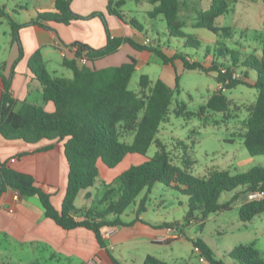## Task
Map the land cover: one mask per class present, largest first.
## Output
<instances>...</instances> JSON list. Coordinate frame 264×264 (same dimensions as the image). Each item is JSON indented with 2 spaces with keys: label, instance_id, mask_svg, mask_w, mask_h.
Masks as SVG:
<instances>
[{
  "label": "trees",
  "instance_id": "1",
  "mask_svg": "<svg viewBox=\"0 0 264 264\" xmlns=\"http://www.w3.org/2000/svg\"><path fill=\"white\" fill-rule=\"evenodd\" d=\"M71 0H56L52 11L38 13L22 23L14 21L10 15L4 12L0 5V16L5 17L12 29V40L17 45L18 56L11 64L9 74L4 73L5 63L0 65V79L3 91L0 97V136L6 140H23L27 143H48L38 148V151L51 149L56 141L62 142L64 156L66 158L68 172L66 187L57 210L51 203V192L38 184L31 174L17 171L5 163L0 162V196L8 189L17 191L22 196L36 195L45 215L63 229L85 227L91 230L100 245H103V230L110 226L124 225L121 215L126 208L135 203L136 197L144 191L140 197L134 214L136 217L146 211L148 194L155 183H162L181 195L187 197L188 210L184 219L196 217L194 211L199 209L201 218L210 213L230 210L232 203L240 194L251 191L264 190V166H253L241 173H230L224 169H208L203 175L192 173V160L186 153V145L183 141L177 142V154L172 155L164 143L156 137L160 124L166 120L169 105L172 101L174 89L161 79H157L149 85L147 75L139 77V90L128 87L129 81L136 67V60H129L118 65L95 69L89 65L80 66L77 59L83 53L89 62L114 53L121 43L127 42L135 49H145L153 52L164 64L179 59L183 68L187 70H199L207 74H213L215 82L220 88L213 92L205 104L200 105L197 112L186 109L184 102L177 103L176 114L190 118L194 114L203 115L206 110L225 112L230 103L222 89H230L239 84L254 87L257 91L255 102L245 121L246 132L243 143L249 155L264 154V27L261 35L259 55H248L239 62L237 51L228 48H218V54L223 58L220 62L213 55L209 65L202 61L191 60L183 52H174L167 55L158 48L159 45L138 44L129 37L111 36L103 12L96 11L82 16L70 9ZM237 1V0H231ZM264 4V0H261ZM153 8L148 12L149 16L162 14L167 35L170 38L181 39L185 46L198 48L200 40L191 34L184 32L186 22L180 16L181 6L185 3L181 0H150ZM123 0H109L107 12L123 19L119 7ZM229 9L227 0H212L206 10H197L195 22L192 27L205 28L218 36L229 37L227 28H219L213 25L214 19ZM98 16L105 28L106 43L100 48L75 42L77 46L75 55L71 59L64 58L62 64L71 70L72 77L56 76L46 69L41 53L37 50L28 58V69L39 81L44 101L54 104L53 111H47L42 105L22 102L15 109L16 100L12 97L10 87L15 64L23 56V47L19 38V30L29 25L46 27V22L54 21L68 24L73 19H87ZM130 23L137 28L136 22ZM207 50L206 52H208ZM226 53L230 55L228 60ZM240 64L245 71L244 79L236 76L235 68ZM249 71L255 75L251 83ZM179 76H175L177 87ZM126 133H132L131 143L121 141L120 137ZM154 143L156 150L152 156L147 157L149 146ZM137 153L146 156L145 160L138 164H131L113 178L110 183L102 181V196L97 206L77 208L74 204L78 193L94 185L100 175L98 162L107 168H114L128 154ZM242 187L230 199L221 202L223 192L232 191ZM259 213H264V197L258 200L243 202L238 210L241 221H250ZM112 216L113 218H110ZM178 226V222H164L162 227ZM174 239H168L170 243ZM198 246L201 255L210 264H221L215 258L214 252L201 238L189 239ZM236 264H264V259L254 248L253 244H239L226 252ZM114 264H120L115 258ZM0 264H4L0 262ZM142 264H169L153 255H147Z\"/></svg>",
  "mask_w": 264,
  "mask_h": 264
},
{
  "label": "crops",
  "instance_id": "2",
  "mask_svg": "<svg viewBox=\"0 0 264 264\" xmlns=\"http://www.w3.org/2000/svg\"><path fill=\"white\" fill-rule=\"evenodd\" d=\"M108 1L71 0L70 9L82 16L96 11L103 12L111 36L129 37L138 44H145L144 41L147 39V44L159 45L158 48H161L158 43L160 41L148 36V33L151 31L158 36L162 34L168 37L166 22L162 14L153 17L148 15L153 8L150 0H123V4L119 7L123 19L107 12ZM55 2L56 0H0V5L14 21L22 23L38 13L54 10ZM140 15L143 18L141 22L137 19ZM130 20L136 22L141 28L134 27ZM45 24L46 27L29 25L19 30L23 56L14 66L10 87L11 95L16 100L15 109H18L24 101L42 105L47 111L54 110V104L51 101L43 100L41 85L28 69V58L33 52L38 50L41 53L48 72L68 74L69 77L65 78H71L72 72L63 70L68 68L62 64V61L64 58L74 57V43L81 42L92 48H100L106 43L104 24L98 16L73 19L68 24L54 21ZM161 49L169 56L174 53L171 51L172 54H170V51H166L163 47ZM17 56L18 49L12 40L11 26L5 17L0 16V65L5 63L6 75L9 74L11 64ZM129 57L135 58V71L141 70L140 75H147L149 85L157 79L164 81L161 75L152 80L145 72L146 66L156 63L157 56L145 49H135L127 42L121 43L114 53L89 62L87 65L95 69L118 66L128 61ZM181 64L183 67L182 62ZM170 68H172L170 63H162V72H166V69L170 71ZM138 90L139 87L135 91ZM2 91L3 84L0 79V97ZM47 143L43 140L32 144L19 139L6 140L0 136V162L17 171L31 174L38 184L52 193L51 203L59 210L66 187L68 167L62 142L56 141L51 149L38 151V148ZM13 158L15 160L11 161ZM100 163L98 162V166ZM113 178L111 176L109 181H104L110 183ZM86 190H81L75 200L79 196L84 198L90 196ZM57 193L58 197L55 198ZM240 196L241 194L236 199L239 200L238 209L243 202L247 201L246 197L240 200ZM185 204L188 206L187 200ZM88 207L90 206L83 202L82 206L77 208ZM148 213L145 211L136 217L133 212L121 218L124 225L105 228L102 233L104 244L100 245L91 230L85 227L63 229L47 217L36 195L22 196L17 191L8 189L0 196V262L4 264H114L112 259L115 258L120 264H142L147 255H152L151 248L164 241L166 232L162 223L170 222L162 218L147 217ZM263 215L264 213H259L250 221L258 219L257 221L264 223ZM110 218L113 217L110 216ZM193 233V226L183 228L185 236L192 238Z\"/></svg>",
  "mask_w": 264,
  "mask_h": 264
},
{
  "label": "rangeland",
  "instance_id": "3",
  "mask_svg": "<svg viewBox=\"0 0 264 264\" xmlns=\"http://www.w3.org/2000/svg\"><path fill=\"white\" fill-rule=\"evenodd\" d=\"M181 1L185 3L180 9V16L186 22V27L183 30L200 40V45L198 48L185 46L181 39L170 38L162 34L158 36L149 31L148 36L156 39V41L159 40L158 43H160L161 48L170 51V54H172L171 51L183 52L189 58L202 61L206 65H209L213 60V55H215L216 60L223 61V58L218 54V48L237 51L240 58L239 62L248 55H259L264 27V4L261 0H237L234 2L227 0L228 11L216 17L213 25L219 28H227V32L230 33L229 37L225 35L220 37L205 28L192 27L195 22L196 11L208 9L212 0ZM144 4L151 6L147 3ZM145 18L148 19L146 15ZM137 19L140 22L143 21L141 15ZM207 50L209 51L206 52ZM225 57L230 59L228 53ZM161 67L162 62L157 57L155 64L150 63L148 67H145V72L152 80L161 75L163 80L174 89L167 118L160 124L156 134L166 149L171 150L173 156L177 154V142L183 141L186 145L187 155L194 160L191 169L194 175H203L212 168L229 170L230 173L235 174L244 172L253 166H264V154L249 155L243 143V136L246 132L245 121L255 102L257 93L254 87L239 84L230 89H222L230 103L225 112L206 110L203 115L194 114L187 118L176 114L177 103L184 102L187 110L197 112L200 105L204 104L210 95L220 88V85L215 82L213 74L183 69L180 60L173 61L170 71L165 70L169 75L162 72ZM63 70L71 72L66 68ZM244 71L245 69L240 64L235 68V73L238 74L239 79H244ZM55 73L56 76L69 77L68 74ZM141 73V70L133 72L128 84L130 89H138ZM176 74L179 76L177 87H175ZM249 76L248 81L252 83L255 75L249 71ZM132 139V133H126L120 137L121 141L127 143H131ZM156 149L155 144L152 143L146 156H152ZM146 156L133 153L114 168H107L103 163H100L101 177L86 190L90 196L86 198L79 196L75 200V205L81 207L83 202H86L87 206H97L102 209L104 206L99 203L103 191L102 180L109 181L111 176H117L131 164L141 163ZM241 189L242 187H238L235 190L223 192L220 201L228 200L236 191ZM143 194L144 191L136 197L135 203L126 208L121 218L135 212L137 203ZM56 197H58V193L55 195ZM243 197L245 198L246 194H241L239 199L242 200ZM186 200V196L164 186L162 183H155L152 187L146 203V211L149 212L147 217L178 222V226H173L172 230L165 234L162 243L151 248L153 256L169 264H184L186 262L204 264L199 261V256L193 251V244L189 240L200 236L210 246L215 258L221 261V264H236L226 255V252L239 244H253L264 259V223L257 221L258 219L256 221H241L237 208L239 200L233 202L234 206L230 210L210 213L204 218H201L200 210L196 209L194 211L196 217L185 220L184 216L188 210V206L185 204ZM185 226H193L192 238L183 234ZM164 230L166 232L165 228ZM173 234L176 237L173 238ZM187 235H189L188 232ZM168 239L177 240L171 241L172 243H165Z\"/></svg>",
  "mask_w": 264,
  "mask_h": 264
},
{
  "label": "built area",
  "instance_id": "4",
  "mask_svg": "<svg viewBox=\"0 0 264 264\" xmlns=\"http://www.w3.org/2000/svg\"><path fill=\"white\" fill-rule=\"evenodd\" d=\"M145 44L148 43V40L145 39L144 41ZM74 50L76 51L77 50V46H74ZM77 63L78 65L80 66H83V65H87L89 63V61L87 60V57L85 56V54L83 53V55L77 59ZM236 76H238V74H236ZM15 159H11V161H14ZM264 197V190L263 191H251V192H248L247 195H246V199L248 201L250 200H258V199H261ZM166 234L169 233L171 230H172V227H166ZM172 237H176L175 234L172 235ZM193 251L195 253L198 254V259L200 262L204 263V264H210L200 253V249L198 248V246H195L193 245Z\"/></svg>",
  "mask_w": 264,
  "mask_h": 264
}]
</instances>
